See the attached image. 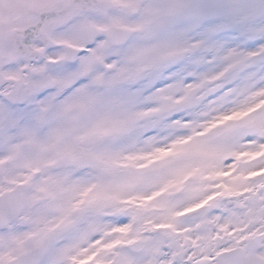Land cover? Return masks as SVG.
Masks as SVG:
<instances>
[{
	"label": "snow or ice",
	"instance_id": "snow-or-ice-1",
	"mask_svg": "<svg viewBox=\"0 0 264 264\" xmlns=\"http://www.w3.org/2000/svg\"><path fill=\"white\" fill-rule=\"evenodd\" d=\"M0 264H264V0H0Z\"/></svg>",
	"mask_w": 264,
	"mask_h": 264
}]
</instances>
